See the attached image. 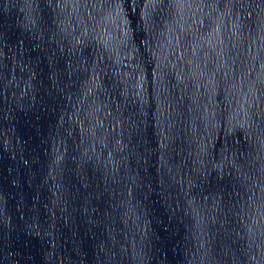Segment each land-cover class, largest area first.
Segmentation results:
<instances>
[{"label":"water","instance_id":"95a60500","mask_svg":"<svg viewBox=\"0 0 264 264\" xmlns=\"http://www.w3.org/2000/svg\"><path fill=\"white\" fill-rule=\"evenodd\" d=\"M0 264H264V0H0Z\"/></svg>","mask_w":264,"mask_h":264}]
</instances>
